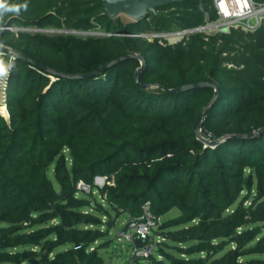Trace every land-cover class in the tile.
Listing matches in <instances>:
<instances>
[{"label":"trees","instance_id":"16d2710c","mask_svg":"<svg viewBox=\"0 0 264 264\" xmlns=\"http://www.w3.org/2000/svg\"><path fill=\"white\" fill-rule=\"evenodd\" d=\"M14 2L28 8L7 29L42 32H0L16 57L10 120L0 114V264H106L98 215L111 213L77 189L93 193L98 178L117 218H141L146 203L159 220L179 211L154 231L162 242L147 264H264V24L169 45L136 36L216 22L212 0H180L130 25L100 0ZM128 56L143 59L148 89L135 82L138 58L81 78Z\"/></svg>","mask_w":264,"mask_h":264},{"label":"built area","instance_id":"2783aa9c","mask_svg":"<svg viewBox=\"0 0 264 264\" xmlns=\"http://www.w3.org/2000/svg\"><path fill=\"white\" fill-rule=\"evenodd\" d=\"M212 3L218 16L216 22H209L207 18L205 27L169 33L166 36L175 42L169 45L180 44L190 35L198 33L209 36L229 34L232 30L254 33L264 24V5L257 4L254 0H212ZM7 30L13 29L8 28ZM150 37L152 41L161 39L159 35H151ZM7 101V80L0 81V114L9 121L10 113ZM77 189L84 193L92 192V189L82 182L78 184ZM159 221L152 214L150 203H146L143 207V216L138 219H130L126 230L119 234L120 240H124L133 246V258L148 259L152 255L154 251L152 237L159 226ZM136 239L142 242L139 248L135 245Z\"/></svg>","mask_w":264,"mask_h":264},{"label":"rangeland","instance_id":"374dc122","mask_svg":"<svg viewBox=\"0 0 264 264\" xmlns=\"http://www.w3.org/2000/svg\"><path fill=\"white\" fill-rule=\"evenodd\" d=\"M113 18L114 21L116 22H120L124 25H130V24H134L136 23L134 20H132L131 18H129L126 15H119L117 17H111ZM13 30H9L10 32L17 34L19 32H29V33H40L42 31L37 30V29H22V28H15L12 27ZM44 33H55V34H62L67 33L65 31H56V30H47V31H43ZM173 32H177V30H171L170 32L166 33V34H156V33H142V35H140L139 37L145 40H148L149 42H152L151 40V35H159L161 36V40H164L166 42L170 43H175L173 42L171 39H169L166 35H168L169 33H173ZM63 33V34H64ZM70 34H77V33H70ZM77 35H81L80 33ZM83 35V34H82ZM89 35H93V36H106L109 37L110 35L105 33V32H95V33H89ZM123 36V35H121ZM10 120V118H9ZM48 177L49 179L55 184V186L57 187V183L55 180V175H54V168H51V170L48 173ZM106 185L105 180L103 182L99 181V180H95V186H97V188H95L93 190V193H91V195H89L90 193L86 192L82 195L80 194V198L83 199H87L91 202V204L95 205L97 203L102 204L103 208L107 209L110 211L111 216L109 219H106L105 217L98 215L97 213H95L92 209H97V206H92L91 208L85 209L86 212H90L92 214L98 215L100 216V218H102V222H103V226L101 227L102 230H104L105 232H107L108 236L104 241H109V247L107 249L101 250L100 254L102 256V258L104 259L106 264H147V260L148 259H136L133 258V246L126 242V241H122L120 240V236L119 234L122 231H125L127 228L128 223L130 222V218L128 215H120V217H115V215L113 214L112 210L109 208V206L103 201V199L100 197L99 195V189L103 188ZM89 195V197H88ZM91 197V198H90ZM180 216V213L178 210H173L170 214H168L167 216H165L164 218L160 219L159 224H161L162 222L169 220V219H175L177 217ZM1 227V226H0ZM103 241V242H104ZM153 245H157L158 242H162V240L160 239H152ZM156 250L154 247V251L152 253V255H156Z\"/></svg>","mask_w":264,"mask_h":264},{"label":"water","instance_id":"95a60500","mask_svg":"<svg viewBox=\"0 0 264 264\" xmlns=\"http://www.w3.org/2000/svg\"><path fill=\"white\" fill-rule=\"evenodd\" d=\"M104 3L105 5V11L107 13V15H109L110 17H117L119 15H126L129 18H131L132 20H134L136 23H139L143 20H146L150 14H156V11L161 8L164 7L166 5L169 4H173V3H178L180 2V0H100ZM64 33V32H63ZM4 51H7V49L4 48ZM131 58H138L141 62V68L137 71V73L135 74V82L136 85L143 90L148 89L147 86H143L140 84V75L143 73V71L145 70V63L143 61V59L141 57L138 56H128L125 57L123 59H120L110 65H107L105 67H103L100 71L90 75V76H85V77H81V78H86V77H95L96 75L106 71L107 69L122 63L123 61H126L128 59ZM200 86H192L191 88H198ZM189 88H183V89H178V90H174V91H166L167 93L170 94H175V93H180L183 91H186ZM218 93V90H217ZM201 117V116H200ZM198 123H199V119L197 121L196 124V129L198 130ZM264 134V131L260 134L262 135ZM203 142L208 145L209 147H214L217 146L218 144L224 142L225 140H220L218 142H209L205 139H202ZM97 180L103 182L104 179L98 178ZM135 245L136 247H141L142 242L139 239L135 240Z\"/></svg>","mask_w":264,"mask_h":264},{"label":"clouds","instance_id":"9594fccd","mask_svg":"<svg viewBox=\"0 0 264 264\" xmlns=\"http://www.w3.org/2000/svg\"><path fill=\"white\" fill-rule=\"evenodd\" d=\"M28 4L19 3L14 0H0V32L7 30V20L12 16H18L22 11H26ZM16 57L4 51V46L0 44V81H6L11 75V70L15 67Z\"/></svg>","mask_w":264,"mask_h":264},{"label":"crops","instance_id":"0c3cea01","mask_svg":"<svg viewBox=\"0 0 264 264\" xmlns=\"http://www.w3.org/2000/svg\"><path fill=\"white\" fill-rule=\"evenodd\" d=\"M130 218V217H129Z\"/></svg>","mask_w":264,"mask_h":264}]
</instances>
